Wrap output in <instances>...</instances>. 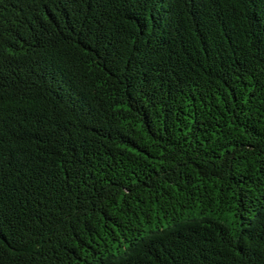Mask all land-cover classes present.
I'll list each match as a JSON object with an SVG mask.
<instances>
[{
  "label": "trees",
  "instance_id": "16d2710c",
  "mask_svg": "<svg viewBox=\"0 0 264 264\" xmlns=\"http://www.w3.org/2000/svg\"><path fill=\"white\" fill-rule=\"evenodd\" d=\"M0 264H264V0H0Z\"/></svg>",
  "mask_w": 264,
  "mask_h": 264
}]
</instances>
